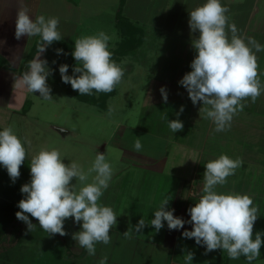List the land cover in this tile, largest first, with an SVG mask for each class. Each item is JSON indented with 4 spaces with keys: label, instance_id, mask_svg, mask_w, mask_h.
<instances>
[{
    "label": "clouds",
    "instance_id": "1",
    "mask_svg": "<svg viewBox=\"0 0 264 264\" xmlns=\"http://www.w3.org/2000/svg\"><path fill=\"white\" fill-rule=\"evenodd\" d=\"M18 4L15 38L19 40L25 35L40 37L38 54L29 61L28 71L19 78V84L30 93H39L43 100L51 101L52 90L47 80L53 70L41 55L48 46L63 38L59 31V17L39 15L33 19L23 0H18ZM228 11L221 0H206L189 12L190 31H198L199 36L192 40L196 55L190 64L191 71L178 82L187 90L194 106L202 102L199 114L214 124L215 132L229 130L234 116L244 110L245 102L250 99L255 103L264 94V83L258 79L255 54L264 51V45L252 37L240 35L237 26L229 23ZM112 39L102 30L77 38L71 53L76 66L72 75L67 74L69 65L59 66L62 82L70 84L80 95L112 92L125 74L109 50ZM56 53L62 54L63 49H56ZM160 92L167 103L166 88L161 87ZM183 111L184 106H181L177 117ZM168 127L177 133L183 131L184 124L177 118L168 120ZM133 148L137 152L143 149L140 138L135 139ZM25 160L26 148L21 139L11 126L5 127L0 131V165L7 170L13 182L20 177V168ZM242 165L241 157L233 159L226 154L208 161L203 173V194L187 210L190 220L175 216V210L168 207L172 197L165 196L150 225L159 232L164 222H167L169 230L183 229L186 223L190 224L191 230H184L182 236L204 246L205 255L219 249L225 251L230 259L243 256L247 264H252L264 245V233L255 232L253 238L259 209L247 194L217 192V187L226 185L227 178ZM29 167L31 180L20 189L24 198L18 202L20 211L15 214L27 225L28 231L36 228L29 215L38 221L44 232L61 236L67 235L65 221L74 218V222L80 225V231L73 233V239L87 250L88 255L95 256L98 243L108 245L111 242L110 232L117 224V215L112 207L100 202L113 176V168L105 154L97 152L91 167L85 171L75 161L65 164L57 149L42 148L31 158ZM90 176L92 179L88 182ZM147 225L141 218L132 229L141 233ZM132 229L123 233L125 238L130 237ZM194 255L188 251L184 255L185 264H192ZM106 262L105 256L99 264Z\"/></svg>",
    "mask_w": 264,
    "mask_h": 264
},
{
    "label": "crops",
    "instance_id": "2",
    "mask_svg": "<svg viewBox=\"0 0 264 264\" xmlns=\"http://www.w3.org/2000/svg\"><path fill=\"white\" fill-rule=\"evenodd\" d=\"M55 1L59 3L58 0H23V3L27 5L30 16L34 19L42 15L44 3L51 4L52 9L49 13L57 17ZM61 1L71 5L69 1ZM205 2L206 0H147L145 5L141 4L130 14L123 12L126 0H121L115 22L117 24L121 14L127 21L123 26L126 28L123 34L133 33L136 38L138 37L139 44L136 49L128 53L130 55L122 57L121 67L125 73L123 78L132 70L134 73L137 68L142 65L144 67L145 62L149 63V60L154 61L156 68L159 69L155 77L151 75L149 78L151 84L144 103L146 111L144 120H141L143 124L141 134L145 140V143H141L150 149H147L149 150L147 153L143 147L138 155L133 145L132 149L119 146L124 153L121 165H125V168L121 169L122 172H126L112 177L110 181V190L118 192L116 200L110 204L117 215V224L110 232L111 242L108 245L102 243L96 245L95 256L88 255L87 250L80 247L73 239V233L80 231V225L74 221L68 227L67 235L47 233L45 242H56L54 247L63 264H95L102 256L107 257V264H185L184 255L188 251L195 254L192 264H221L223 259L219 256L225 251H213L211 254L215 253L214 257L208 253L205 255L204 246L197 245L194 239L182 236L184 230H191L190 224L186 223L183 229L169 230L167 222H164V227L159 232L150 225L154 212L165 196L172 197L168 207L175 210V216L185 221L190 220L187 210L194 206L203 194L205 164L217 159L221 154L233 159L241 157L243 165L234 175L227 178L226 185L217 187L218 193L241 191L243 185L239 184L240 182L252 181L261 182L260 188L264 195V94H261L255 103L250 99L245 102L244 110L234 116L229 130L215 132L214 124L203 119L199 114L202 102L194 106L187 90L178 83L185 73L191 71L190 64L196 55L192 40L199 36L198 31L195 33L190 31L189 12ZM221 3L229 9L226 14L229 23L237 26L240 35L252 37L264 45V0H221ZM18 7V0H0L2 73L7 72L6 69L21 70L28 55L40 42L39 36L25 35L19 40L15 38ZM72 10L74 11V8ZM139 11H142L141 17ZM79 22L77 31L86 26L82 20L79 19ZM134 24L137 25L138 31H134ZM77 34L80 38V33ZM118 35L120 36V32ZM67 42H64V48L69 46L74 48V44ZM53 45L55 43L51 46ZM145 47L150 48L149 51L155 48L154 53H150L153 54L152 57L147 56L149 52ZM139 49L142 51H139L138 55L135 52ZM142 52L145 55H142ZM255 54L258 79L264 83V51ZM125 58H133L135 62H128L125 65ZM14 73V83L10 84L4 103L0 105L8 112L18 109L15 105L19 97L18 85L22 74ZM161 87L167 90V103L163 101ZM21 94L20 100H24L26 91ZM181 106H184V111L177 117L176 114ZM177 118L183 122L184 128L183 131L173 133L168 127V120ZM147 143H152V146ZM121 181L125 184L116 189ZM253 186L252 190L256 191V187ZM242 191L244 192L242 194H246V189ZM192 192H198V195L193 196ZM251 193L252 191L247 195ZM141 218L149 225L141 233H136L132 226H135ZM35 229L39 230L40 227L36 225ZM128 229L132 231L130 237L125 238L123 233ZM29 233L27 230L21 239L25 236L29 237ZM29 240L31 241L25 245L27 248H32L31 246L38 243H33L36 239ZM104 251L105 255H103Z\"/></svg>",
    "mask_w": 264,
    "mask_h": 264
},
{
    "label": "rangeland",
    "instance_id": "3",
    "mask_svg": "<svg viewBox=\"0 0 264 264\" xmlns=\"http://www.w3.org/2000/svg\"><path fill=\"white\" fill-rule=\"evenodd\" d=\"M58 1L59 3L54 2V7L57 17L60 20L59 31L63 38L61 41L54 42L55 45H50L41 55V59H46L49 68L53 70V74L47 80L52 90L51 95L53 99L51 101H45L39 97V93H30L24 86L21 84L18 85L19 97L16 99L17 105H15V108L18 109H13L11 112H8L0 106V131L9 126L13 128L14 133L21 139L26 148L25 161H27L28 166L31 158L42 148H55L60 152L65 164H70L72 161H75L87 171L91 167L97 152H99L105 154L107 162L111 164L114 173L112 177H117L118 174L126 172H122L121 169L125 168V165H121L124 153L120 150L119 146H123L125 149L126 147H131L137 137L141 139L142 143H145L143 134H141V127L143 125L141 124V120H144V113L146 111L144 110V103L147 100V91L151 84L149 78L151 75L155 77L159 69L156 68L154 61L149 60V63L147 61L145 62L144 67L142 65L134 73L133 70L129 72L125 78H122L121 83L117 86V90L115 88L111 96L106 100L103 99L104 105L106 104L104 108L80 101L71 85L62 82L59 73V66L61 64H67L69 65L67 74L72 75V64L76 65V61L71 55L73 51H70V49L74 50V48L72 46H69L70 49L69 47L64 48V42L68 41V44H74L79 36L77 33H80V36H86L93 35L102 30L113 37L109 43V48L114 49L118 47V42L121 41V37L118 35L120 27H118V22L116 24L115 17L118 13L121 0H66L71 5L65 1V3L61 0ZM146 2L147 0H126L123 12H130L132 14L133 10L137 9L141 4L142 6L145 5ZM70 6L72 7L70 8ZM72 8H74V11ZM50 9H52L51 4L44 3L42 15L46 18L50 17ZM139 12L141 17L142 11ZM79 19L86 26L77 31L80 23ZM136 26L135 31H138V27ZM145 48L149 52L147 56L152 57L153 54L150 53H154L153 50L155 48L151 51H149L150 48ZM56 49H63L64 52L57 55ZM139 51L142 50L139 49L135 53L139 55ZM142 55H145V53L142 52ZM125 62L126 65L128 62L133 63L135 61L133 58H125ZM158 65L162 69V66L160 64ZM6 70L7 72L2 73L3 70L1 71L0 69V105L4 103L5 94L10 89V84L14 83L15 73L13 74V72H22V69L18 71V69L16 70L14 68L13 70ZM25 91L27 94L26 98L20 100L21 92L24 93ZM96 96L99 97V94H96ZM27 101L29 102L24 112V105ZM60 129H63V131H60ZM147 144L152 146V143ZM145 146L143 147L148 153L149 150L147 149L150 148H146ZM136 153L140 155V151H136ZM130 172L132 173L133 171ZM1 175L2 178L9 177L7 170L2 165H0V182L2 181ZM92 175L94 176L95 173ZM91 179L92 177L90 176L88 182H91ZM26 182H30V180H26ZM72 183H75V180ZM10 184L11 181H9V184H4L6 187H2V184L0 186V190L1 187L4 188L3 191L7 190V196H13L10 192ZM122 184H125V182L121 181L116 189L118 187L120 188ZM239 184L243 185L242 190L246 189V194L252 191L249 196L253 199L254 205L259 209V217L254 224V238L255 232L264 233V195L262 188H260L261 182L246 181L240 182ZM252 185L256 187V191L252 190ZM242 190H235L234 193L242 194L244 193ZM116 195H118V192L113 191V189L110 190L109 184L100 202L106 206H110L116 200ZM5 199L2 196V191H0L1 220L4 217L2 207H4L5 202H9ZM73 221L74 218H69L65 221V231L69 230L68 227ZM2 223L0 222V231L3 228L1 226ZM32 223L35 224L38 221L34 219ZM15 225H13V230L11 228L0 239V264H63L54 247L56 242H45L47 237L46 232L41 228L39 230L35 229L32 232L29 231V237L25 236V238L23 237L24 239H19L15 236ZM36 225L39 227V223ZM30 238L36 239L33 240L34 244L38 243L31 246L32 248H27L25 245L31 241L29 240ZM262 239H264V236H262ZM218 250H214V252ZM260 251V256L252 264H264V245H262ZM212 252L208 254L214 257L215 253L211 254ZM105 254L106 252L104 251L103 255ZM219 257L223 259L221 264H228V261L229 264H247L246 258L243 256L233 260L228 257L226 252H223ZM100 260H96L95 264H99Z\"/></svg>",
    "mask_w": 264,
    "mask_h": 264
},
{
    "label": "trees",
    "instance_id": "4",
    "mask_svg": "<svg viewBox=\"0 0 264 264\" xmlns=\"http://www.w3.org/2000/svg\"><path fill=\"white\" fill-rule=\"evenodd\" d=\"M127 21L123 18V16L120 14L119 17H118V27H120V36H121V41L119 42V46L114 49V50H110L113 54L112 58L113 60L120 64L121 65V60H122V57L127 55L130 51H133L134 49L137 48V46L139 45L137 40H138V37L136 38V35L134 36L133 33L129 32L128 34L125 33V29L123 26L124 24L126 25ZM135 31V30H134ZM64 52V50H63ZM38 54V47L35 48L34 51H32L28 58L26 59L25 63H24V66L21 68L22 69V72H26L28 71V64H29V61H31L32 59L35 58V56ZM76 66L74 64H72V69L73 67ZM21 72V73H22ZM115 90H113L112 92L110 93H95L93 92L92 95H80L78 91H76V95L78 97V99L84 103H87V104H91V105H95V106H101L102 108H104L106 106V104L104 105L103 103V99H107L109 96H111L113 94ZM96 94H99V97L96 96ZM28 102H26V104L24 105V109L23 111L25 112V109L28 105ZM26 162V163H25ZM22 165H21V168H20V172H21V175L20 177L15 181L13 182L11 180L10 177H3L2 178V175H1V178H2V181L0 182V186L2 184V187H6L4 186L5 183H8L9 184V181H11V184H10V189H11V193L13 194V196L9 195L7 196L6 191H3L4 188L1 187V190L2 191V196H4L6 199L5 200H8L9 202H5L4 203V207H2V213H3V216L2 217V220L0 219V222H3L1 224V226L3 228H1V231H0V239L2 237V235L4 236L5 234H7L10 229L14 228L13 225H15V236L19 239L22 238V236L25 235V232L27 231V225L18 220L16 218V212L20 211V209L18 208V202L24 198V194L21 193L20 189L22 187V185H24L25 183H29V182H26L31 180V176H30V168L28 169V163L27 161H25ZM28 167H27V166ZM15 206V208H13ZM29 219L31 220L32 218L30 217L29 215ZM35 219V218H34ZM32 219L31 221L33 222ZM18 223V224H17ZM17 239V240H19Z\"/></svg>",
    "mask_w": 264,
    "mask_h": 264
},
{
    "label": "built area",
    "instance_id": "5",
    "mask_svg": "<svg viewBox=\"0 0 264 264\" xmlns=\"http://www.w3.org/2000/svg\"><path fill=\"white\" fill-rule=\"evenodd\" d=\"M193 196H197L198 192H192Z\"/></svg>",
    "mask_w": 264,
    "mask_h": 264
}]
</instances>
